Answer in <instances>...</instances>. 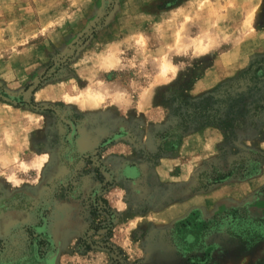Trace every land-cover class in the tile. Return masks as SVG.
Returning a JSON list of instances; mask_svg holds the SVG:
<instances>
[{
  "label": "rangeland",
  "instance_id": "rangeland-1",
  "mask_svg": "<svg viewBox=\"0 0 264 264\" xmlns=\"http://www.w3.org/2000/svg\"><path fill=\"white\" fill-rule=\"evenodd\" d=\"M263 56L264 0H0V264H264V106L229 134L181 107L264 105ZM237 206L254 245L202 227Z\"/></svg>",
  "mask_w": 264,
  "mask_h": 264
},
{
  "label": "trees",
  "instance_id": "trees-1",
  "mask_svg": "<svg viewBox=\"0 0 264 264\" xmlns=\"http://www.w3.org/2000/svg\"><path fill=\"white\" fill-rule=\"evenodd\" d=\"M263 60L264 56L255 62H251L244 72L251 71L253 63ZM230 85H232V82L223 85L220 90L222 97L213 94H201L195 97L182 95L181 107L185 108L182 117L183 124H186L188 120L194 119L199 121L197 127L215 126L225 134H229L235 128L246 125L249 118L257 114L264 105L261 103V99L254 97L249 99L252 92L251 88L248 89V94L241 92L232 94L229 92ZM245 170L246 167L243 163L225 172L214 170L211 176L212 182L219 181L228 176L243 179L250 172ZM261 191H264V187L261 188ZM252 220H255V218L248 214L245 207L237 206L213 214L209 219L202 222V227L209 229L224 223L229 224L236 227V229L231 231L234 236L245 240L248 245H254L263 237L257 231L247 228V225Z\"/></svg>",
  "mask_w": 264,
  "mask_h": 264
},
{
  "label": "bare ground",
  "instance_id": "bare-ground-1",
  "mask_svg": "<svg viewBox=\"0 0 264 264\" xmlns=\"http://www.w3.org/2000/svg\"><path fill=\"white\" fill-rule=\"evenodd\" d=\"M86 99V98H85ZM78 102V100H76Z\"/></svg>",
  "mask_w": 264,
  "mask_h": 264
}]
</instances>
